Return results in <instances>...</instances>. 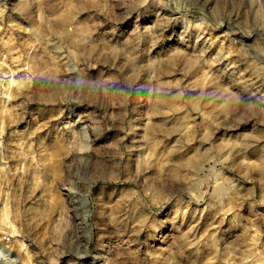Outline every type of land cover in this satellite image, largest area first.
<instances>
[{"label": "rangeland", "instance_id": "1", "mask_svg": "<svg viewBox=\"0 0 264 264\" xmlns=\"http://www.w3.org/2000/svg\"><path fill=\"white\" fill-rule=\"evenodd\" d=\"M3 55L0 264H264V0H0Z\"/></svg>", "mask_w": 264, "mask_h": 264}, {"label": "built area", "instance_id": "2", "mask_svg": "<svg viewBox=\"0 0 264 264\" xmlns=\"http://www.w3.org/2000/svg\"><path fill=\"white\" fill-rule=\"evenodd\" d=\"M7 58L3 55L0 57V99H8L10 95V91L12 90V69H9ZM1 122V121H0ZM9 125L4 124L0 126V165H4L5 167L9 166V161H4L3 156L7 153V145H6V128Z\"/></svg>", "mask_w": 264, "mask_h": 264}, {"label": "bare ground", "instance_id": "3", "mask_svg": "<svg viewBox=\"0 0 264 264\" xmlns=\"http://www.w3.org/2000/svg\"><path fill=\"white\" fill-rule=\"evenodd\" d=\"M200 160V159H199ZM187 164L189 165V167L192 169V171L197 172L200 169V162H196L193 160H188ZM1 249H4V247H1ZM0 249V250H1ZM3 251V250H2ZM6 251V250H5ZM6 254L8 255V259L9 260H16V256L10 251H7Z\"/></svg>", "mask_w": 264, "mask_h": 264}]
</instances>
